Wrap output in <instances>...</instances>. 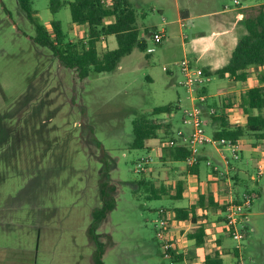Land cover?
Segmentation results:
<instances>
[{
    "label": "rangeland",
    "instance_id": "374dc122",
    "mask_svg": "<svg viewBox=\"0 0 264 264\" xmlns=\"http://www.w3.org/2000/svg\"><path fill=\"white\" fill-rule=\"evenodd\" d=\"M128 1L136 11L138 28L163 32L167 44L156 45L150 38L156 53L136 50L122 59V69L81 79L50 49L34 42L35 26L18 0H0V264H94L96 247L88 229L93 212L106 200L102 184L107 200L115 204L96 230L104 244V263L172 264L162 256L155 221L159 209L172 218V207L184 204L170 197L178 176L157 159L156 150H129L133 121L179 96L184 107H190L185 89L174 84L163 67L182 76L178 62L184 37L188 44L196 42L214 19L202 15L237 6L233 0ZM240 1L243 6L248 3ZM32 7L36 19L49 29L58 20L68 40L86 39L88 30L72 28L68 6L53 13L51 0H32ZM186 9L193 18L180 20V11ZM227 83L213 77L210 94ZM166 129L159 132L165 147L172 139ZM207 132L211 133L208 128ZM259 150L263 175L264 149ZM247 152L241 164L246 169L243 178L258 194H251L255 198L237 260L264 264V177L258 183L250 180L247 171L254 165L247 163ZM143 157L152 160L144 173H138L136 165ZM201 169L203 178L207 169ZM143 178L157 189L165 186L169 196L147 200L149 186L136 183ZM226 231L221 222L211 228L208 248L214 250L223 236L232 257L237 242Z\"/></svg>",
    "mask_w": 264,
    "mask_h": 264
},
{
    "label": "trees",
    "instance_id": "16d2710c",
    "mask_svg": "<svg viewBox=\"0 0 264 264\" xmlns=\"http://www.w3.org/2000/svg\"><path fill=\"white\" fill-rule=\"evenodd\" d=\"M256 1L261 3L247 12V19L245 20L247 33L239 39L230 62L214 73H210L204 68L205 74L210 76L216 75L220 78L230 77L235 81H246L250 68L264 65V0ZM18 3L28 20L35 26L36 35L33 38L34 42L50 49L63 66L76 70L81 79L89 77L92 73H112L117 69L121 60L134 50L146 53L150 48L147 40L140 36L136 11L128 0H108L105 3L102 0H51L53 13H56L64 6H68L72 16L71 25L87 26L86 39L78 42L68 40L60 21L53 20L51 22V29L40 23L34 16L32 0H18ZM109 18H113L114 21L107 24L106 20ZM152 33V40L156 45H160L162 41L158 42L155 37L158 32ZM147 34L149 33L147 32ZM109 36H115L117 48L114 50L100 49V43L104 38ZM240 106L247 113V124L245 127L236 128L229 126L228 116L224 112L225 107L222 106L220 110L215 107L218 115L213 117L219 121L220 130L214 133V137L216 139H230L236 142L247 133H252L256 134L258 140L264 141V115L262 114V110L264 109V86L248 90L243 96ZM177 110L178 107L173 104L159 106L147 115L134 119L133 139L129 144V150L147 149L148 141L157 139L163 127L171 131V125H164L162 120L157 117L162 114H171ZM254 110L259 111V114H253ZM166 148L165 158H169L172 162H185L190 154L189 150L184 146L168 145ZM196 167L197 165L189 168V171L196 174L198 172ZM141 173H144V171ZM136 183L139 185L138 187L141 185L149 186L150 194L147 195V200H159L162 197L169 196L167 188L163 185L157 189L155 183L149 182L145 178L140 179ZM106 189L105 184H102L101 195L103 200H106L101 209L93 212V222L88 229L90 240L96 247L93 257L94 264H105L103 261L104 244L99 240L100 236L96 233L98 223L115 207L113 199L107 200L109 196L106 194ZM173 191L174 194H171V199H181L183 182H177L176 187H173ZM206 205H209L211 208L214 207L213 209H218L219 207L214 202L212 195H200L197 205L190 208H174L172 218L168 213L167 215L165 214V217L167 216L169 225L172 224L173 220L197 224L201 219L198 217L199 209L206 208ZM221 209L224 212L226 207L222 206ZM223 221L225 222V219ZM206 236V226L200 224L187 237L190 240H194L196 245L202 246L206 242ZM228 236L230 237V235ZM233 250V260L231 262H225L221 253L215 251L204 258V264H238L239 250L237 248ZM170 255L171 259L169 261L172 264L183 262V256L178 254L176 248L170 250ZM162 256L165 258L163 253Z\"/></svg>",
    "mask_w": 264,
    "mask_h": 264
},
{
    "label": "crops",
    "instance_id": "0c3cea01",
    "mask_svg": "<svg viewBox=\"0 0 264 264\" xmlns=\"http://www.w3.org/2000/svg\"><path fill=\"white\" fill-rule=\"evenodd\" d=\"M236 1H238L239 4H237ZM233 2L237 6L236 8H223L222 10L202 15L206 17V15L209 14V17H212L214 19L210 21L209 27L206 29V31H203L201 33L202 37L196 40V42L194 41V43L188 44L187 39L184 37L181 47L182 58L180 59V61L185 58H190L195 65L202 67L203 69L206 68L210 73L216 72L217 70L225 67L230 62L232 53L239 39L247 33L245 28L247 12L261 3L256 0H248V3L243 6L240 0H233ZM190 14V11L187 9L184 11H180V20H189L193 18L190 17ZM113 21V18H109L106 20V23L109 24ZM183 25L184 23H182V26ZM71 26L72 28L78 27L87 30V26L84 25ZM139 31L141 38L147 40L150 48H154L150 45V38L152 37L153 33L147 34L146 30L142 31V29L140 28ZM156 32L162 33L163 35V39L160 45L164 44V42L166 45L167 41L165 34L161 31ZM144 33H146V35ZM113 39H115V43L112 42ZM106 42L107 45L105 44ZM100 46L103 49L105 48L108 50H114L117 48V40L115 36H109L107 38H104V40L100 43ZM135 52L136 50L125 57H129ZM153 53H156V51L148 54ZM180 61H175L173 63H180ZM121 62L117 69H122ZM164 68L167 67H163V71L165 72ZM174 71L175 70H171L168 68V71H166L165 73L171 75L172 79H174V84L180 85V81L183 79V76L179 77L177 74H175ZM179 73L181 75V71H179ZM248 73L249 75L246 81H235L230 77L221 78L227 80L228 83L220 87L218 92L214 95L210 94V84L213 80V77H215L216 75H211V81L204 89L205 94L208 96V103L210 105L217 107L219 110L222 108V106L225 107L224 112H226V115L228 116V124L231 128L245 127L247 124V113H245L243 108L240 106L245 93L252 88L264 86V65L259 67H252L248 70ZM148 79L150 81L153 80L151 76H148ZM186 102L190 104V107H184L185 101H183L182 97L179 96L176 102L171 103L178 107L177 111H174L171 114H162L157 117L158 119L162 120L164 124L166 123V125H171L170 136L172 140H179V131H182L185 134L190 132V129L184 124V116L185 111L187 109H190L194 102H192L187 91ZM178 111H181L180 116L178 115ZM206 111L207 109L205 108L206 133L208 136L214 137V133L220 130V123L215 117L208 115ZM252 113L256 115L259 114V111L254 110ZM262 114L264 115V109L262 110ZM207 128L211 133L207 132ZM161 141L162 139L159 134V137L157 139L148 141L147 150L150 152L156 150L157 159H160L162 161V164L168 167L170 173H176L178 178L173 185L174 188L176 187L177 182H183L182 198L179 200H171L175 202L183 201L184 204L181 206L174 205L172 209L190 208L191 206L197 205L200 195H212L214 202H216L219 206L218 209H213L214 207L211 208L209 205H206V208L204 209L200 208L198 217L201 219L197 224H193L188 221L173 220L172 224L170 225L168 237L173 239V241H176L175 243L178 244L179 248V251L177 250L178 254L183 256V262L178 264H198L196 263V261H201V264H204V258L209 254H213L215 251H219L221 253L222 258L225 262H231L233 256L231 257V255L229 254V250L225 248V243H223L225 241V238L223 239V236L217 238L215 249L209 250L208 247L210 246L208 244V235L211 228L217 225V223H224V214L221 209L222 206L225 207L226 204L234 198L240 199L244 193L253 194L257 197L258 192L254 188L252 189L248 187V185H246V181L243 178V173L246 172V169L245 166L241 167V164L243 161H245L244 151H248L247 153L249 155L247 158V163L251 166H254L253 168H251V170H248L247 173L250 177V180L258 183L259 180L264 177V174L258 175V168L262 163L259 159L263 155L259 150V147L264 149V141L258 140L256 134L252 133H247L246 135L238 139L241 148L240 159L238 160H234L232 158L231 152L228 150V148L219 147L215 144H207L201 147L199 163L196 167L198 172L196 174H193L189 171V167L186 166L185 162H172L169 158H165V151L167 148H163L165 144H162ZM208 161L211 162L217 169L208 166ZM202 166H205V168L207 169L203 178L201 169ZM216 219H222V221L218 220L219 222H215ZM200 224L206 226L207 236L205 244L202 246H198L195 244L194 240H190L187 237L186 246L184 244V236H188L189 233L194 232V230ZM184 225H188L185 231L181 229L182 227H184ZM202 252L204 253L203 257H199V254Z\"/></svg>",
    "mask_w": 264,
    "mask_h": 264
},
{
    "label": "built area",
    "instance_id": "2783aa9c",
    "mask_svg": "<svg viewBox=\"0 0 264 264\" xmlns=\"http://www.w3.org/2000/svg\"><path fill=\"white\" fill-rule=\"evenodd\" d=\"M108 0H102L103 3ZM239 4L238 1H236ZM158 42L162 41V33H157L155 35ZM154 48H149L148 53L154 52ZM180 71L183 79L180 81V85L186 89L189 93L194 104L190 109L185 111L184 124L190 126V132L185 134L182 131L178 132V139L170 140L168 142L169 146H184L186 147L190 154L186 158L185 164L187 167H193L199 163V155L201 147L207 144H215L219 147H226L231 152V156L234 160L240 159L241 148L239 142H233L230 139H216L215 137H210L206 133L205 129V108L207 109V114L210 116L218 115L217 109L208 103V96L204 94L203 90L207 87L208 83L211 81V76L205 74L202 67L195 65L190 58L183 59L180 63ZM168 71V68H164ZM151 159L149 157H143L138 161L136 165V170L138 173L145 171L148 164H150ZM207 165L211 168L217 169L211 162H207ZM260 171V172H259ZM262 167L258 168V175L261 173ZM254 196L249 193H244L240 199L234 198L229 203L226 204V209L223 212L225 219V226L227 227V234L237 242V248L241 253L243 250V245L240 244L245 238V229L248 228L249 222V210L252 207ZM158 218L155 221V231L156 237L161 243V251L165 258L170 260V250L176 248L173 239L168 237L170 230V225L167 222V211L163 208L157 211ZM238 264H246V262L240 258L237 260Z\"/></svg>",
    "mask_w": 264,
    "mask_h": 264
}]
</instances>
